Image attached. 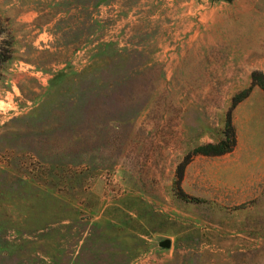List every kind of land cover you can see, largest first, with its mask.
I'll return each instance as SVG.
<instances>
[{
	"label": "rangeland",
	"instance_id": "374dc122",
	"mask_svg": "<svg viewBox=\"0 0 264 264\" xmlns=\"http://www.w3.org/2000/svg\"><path fill=\"white\" fill-rule=\"evenodd\" d=\"M0 24V264H264V0H0ZM227 114L235 148L193 155Z\"/></svg>",
	"mask_w": 264,
	"mask_h": 264
},
{
	"label": "trees",
	"instance_id": "16d2710c",
	"mask_svg": "<svg viewBox=\"0 0 264 264\" xmlns=\"http://www.w3.org/2000/svg\"><path fill=\"white\" fill-rule=\"evenodd\" d=\"M1 27V24H0ZM1 30V28H0ZM2 54H0V66L6 61ZM253 81L255 82V75L252 76ZM260 89H264L262 81L256 83ZM248 95V92H242L239 96H236L232 103L233 109L237 104L242 102ZM236 146V135L231 122L230 114H227L225 119V127L223 132V138L214 144H206L200 147H197L193 150V155H201L204 157H220L230 153Z\"/></svg>",
	"mask_w": 264,
	"mask_h": 264
},
{
	"label": "water",
	"instance_id": "95a60500",
	"mask_svg": "<svg viewBox=\"0 0 264 264\" xmlns=\"http://www.w3.org/2000/svg\"><path fill=\"white\" fill-rule=\"evenodd\" d=\"M170 246V244L169 243H161V244H159V247H161V248H163V249H167L168 247Z\"/></svg>",
	"mask_w": 264,
	"mask_h": 264
}]
</instances>
